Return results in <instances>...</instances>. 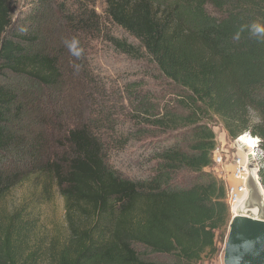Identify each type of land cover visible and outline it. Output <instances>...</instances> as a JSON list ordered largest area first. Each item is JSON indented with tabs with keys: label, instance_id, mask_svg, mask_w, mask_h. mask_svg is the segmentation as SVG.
<instances>
[{
	"label": "trees",
	"instance_id": "trees-1",
	"mask_svg": "<svg viewBox=\"0 0 264 264\" xmlns=\"http://www.w3.org/2000/svg\"><path fill=\"white\" fill-rule=\"evenodd\" d=\"M97 1L29 0L28 8L59 18L76 41L69 60L84 80L86 46L99 40L152 64L173 93L129 89L136 125L114 144L89 113L66 129L62 168L49 161L35 171L39 197L50 181L63 200L61 228L41 232L33 209L7 206L0 193V264H199L216 253V232L231 218L225 182L209 171L213 126L230 140L249 132L264 151V36L254 34V25L264 27V0H105L102 14ZM16 6L0 0V151L8 143L3 113L16 101L9 86L46 90L61 75L39 33L18 26ZM156 134L167 137L139 145L141 173L110 161L113 150ZM260 177L264 187V166Z\"/></svg>",
	"mask_w": 264,
	"mask_h": 264
},
{
	"label": "rangeland",
	"instance_id": "rangeland-1",
	"mask_svg": "<svg viewBox=\"0 0 264 264\" xmlns=\"http://www.w3.org/2000/svg\"><path fill=\"white\" fill-rule=\"evenodd\" d=\"M12 1L17 5L15 15L18 26L31 24L28 31L39 33L40 47L56 56L61 65V75L58 80L60 84L46 90H40L27 81L9 86L16 101L3 113L4 135L8 143L4 151H0V193L7 206L21 204L33 209L40 231L51 232L64 224L63 200L57 194L55 184L50 181L48 196L39 197L41 180L36 178L35 171L39 165L49 161L60 163L59 159L64 155L62 147L67 141L66 129L80 125L82 117L89 113L92 119H99V125L108 127L109 135L105 143L114 144V139L129 135V126L136 125L130 117L132 109L127 100L129 89H137L141 94L150 91L158 97L159 94L169 96L173 92L161 80L152 64L130 59L99 40L86 46L87 73L91 78L84 80L69 60L71 50L67 45L70 37L59 18L53 12L31 13L29 0ZM104 7L105 0H98L95 4V10L100 14ZM112 30L116 34L121 33ZM62 64L65 65L63 82ZM137 125L139 129L144 128L141 120ZM163 137L167 136H146L140 142L132 139L121 150L110 152V161L126 173H141L142 168L134 165L139 153L143 152L139 145L153 143L155 139ZM232 142L229 146L225 145L230 156L223 169L216 172L214 167L209 168L212 174L225 181H231V157L237 152ZM227 231L228 227L216 232V253L204 257L199 264H223Z\"/></svg>",
	"mask_w": 264,
	"mask_h": 264
},
{
	"label": "water",
	"instance_id": "water-1",
	"mask_svg": "<svg viewBox=\"0 0 264 264\" xmlns=\"http://www.w3.org/2000/svg\"><path fill=\"white\" fill-rule=\"evenodd\" d=\"M234 143L246 156L247 194L230 218L223 248V264H264V187L260 177L261 167L249 145L238 138L234 139Z\"/></svg>",
	"mask_w": 264,
	"mask_h": 264
},
{
	"label": "built area",
	"instance_id": "built-area-1",
	"mask_svg": "<svg viewBox=\"0 0 264 264\" xmlns=\"http://www.w3.org/2000/svg\"><path fill=\"white\" fill-rule=\"evenodd\" d=\"M242 137H247L250 142L253 143V145L250 146L252 154L260 167H263L264 151L259 146L260 139L257 136L251 135L249 132H245L237 138L241 140ZM232 143L233 148L237 150V152H235L231 157V178L233 179V182L225 183L226 202L231 216L236 213L237 207L247 194L245 186L247 178L246 156L235 146L234 141ZM229 156V151L223 145L216 144L212 151V163L216 172H220L223 169L224 165H226L225 161L228 160Z\"/></svg>",
	"mask_w": 264,
	"mask_h": 264
},
{
	"label": "crops",
	"instance_id": "crops-1",
	"mask_svg": "<svg viewBox=\"0 0 264 264\" xmlns=\"http://www.w3.org/2000/svg\"><path fill=\"white\" fill-rule=\"evenodd\" d=\"M213 131L215 132L216 135V142L218 145H223L225 147V145H230L232 140H230L227 136L226 131L224 130V128L221 126V124H217L213 126ZM219 178V177H218ZM225 183H232L233 179L231 178V181H225L224 179H222Z\"/></svg>",
	"mask_w": 264,
	"mask_h": 264
},
{
	"label": "clouds",
	"instance_id": "clouds-1",
	"mask_svg": "<svg viewBox=\"0 0 264 264\" xmlns=\"http://www.w3.org/2000/svg\"><path fill=\"white\" fill-rule=\"evenodd\" d=\"M254 34H259L264 36V27L259 25H254ZM70 50H74L76 48V41L73 40L71 43L67 45Z\"/></svg>",
	"mask_w": 264,
	"mask_h": 264
},
{
	"label": "bare ground",
	"instance_id": "bare-ground-1",
	"mask_svg": "<svg viewBox=\"0 0 264 264\" xmlns=\"http://www.w3.org/2000/svg\"><path fill=\"white\" fill-rule=\"evenodd\" d=\"M241 141H243L244 143H246L249 146L253 145V143H251L250 140L247 137H242Z\"/></svg>",
	"mask_w": 264,
	"mask_h": 264
}]
</instances>
